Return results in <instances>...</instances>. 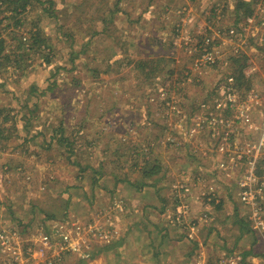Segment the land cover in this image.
<instances>
[{"label":"rangeland","instance_id":"rangeland-1","mask_svg":"<svg viewBox=\"0 0 264 264\" xmlns=\"http://www.w3.org/2000/svg\"><path fill=\"white\" fill-rule=\"evenodd\" d=\"M1 40L0 264H264V0H0Z\"/></svg>","mask_w":264,"mask_h":264},{"label":"trees","instance_id":"trees-1","mask_svg":"<svg viewBox=\"0 0 264 264\" xmlns=\"http://www.w3.org/2000/svg\"><path fill=\"white\" fill-rule=\"evenodd\" d=\"M240 5L242 7L248 6L249 7V12H250L248 15L249 16L252 15L253 11L250 8L249 4L242 2ZM23 11H24V9H21L20 11H18V13L21 14ZM31 41H33L32 44H40L39 42H43L42 39L40 38V35L38 33L35 34V35L34 34L32 35ZM20 45H23V42H20ZM3 46H4V40H1V43H0V58H1V60H4V61L8 62V64L10 65V67L11 66L12 67L18 66V64L20 62V59L19 58L22 57L21 56V51H19L18 53L13 52L12 53L13 55L12 54H10V55H4V52H3L4 47ZM13 56H15V58H13ZM47 61L50 62V59H47ZM131 61L136 62L135 59H131ZM131 61H129V62H131ZM246 61H247V57L246 56H241V57L236 56V57H234L235 65H237V67H238V68L235 69V74H237L236 75V82L238 84H240V81L245 78V74H244L243 70L246 67ZM156 62H158V61L153 60V65ZM136 64H137V68H139V69L142 70L144 67L145 68L147 67L146 65H148L149 62L147 60H145V59H142L141 62L138 61V62H136ZM156 70H157V67L153 66V73ZM3 132H4V129H0V137L2 136ZM0 143H1V140H0ZM2 147H4V146H2ZM260 163H264V160L261 161ZM151 174L153 175V172ZM151 174L149 176H152ZM124 181H125V179H124ZM214 183L216 184L217 182H214ZM214 183H211L209 185V187H208V190H207L208 192H207V196H206L207 199H210V197H214L215 195H218L215 192V190L212 189L214 186L217 185V184L215 185ZM219 205L220 204H218L216 207H218Z\"/></svg>","mask_w":264,"mask_h":264},{"label":"crops","instance_id":"crops-1","mask_svg":"<svg viewBox=\"0 0 264 264\" xmlns=\"http://www.w3.org/2000/svg\"><path fill=\"white\" fill-rule=\"evenodd\" d=\"M59 131H61V133L63 134V136L65 137V139H66V136H65V130L63 129V128H60L59 129ZM4 148H6V147H4ZM25 150V152L26 153H31L30 151H31V149L29 148V147H27V149H24ZM3 153L2 152H0V156L2 155ZM6 155H8V154H6ZM5 155V156H6ZM12 159H14L15 160V158H12ZM11 159V160H12ZM14 163H12V161H10V159H6L5 157H4V159L3 158H1L0 157V212L2 211V210H4V203L6 202V195H7V191H8V188H10L9 186L12 184V182H13V177H12V167L13 166H15V165H13ZM16 167H20L22 170H23V172L25 173L26 171L25 170H27L26 168L28 167L29 168V166H26V165H24V164H18V165H16ZM26 167V168H25ZM101 178H102V176H100ZM97 178V180H98V182H101L102 184H106L105 182H106V180L107 179H101V178ZM118 181H114V183L113 184H115V183H117ZM2 183H4L5 184V186H3V184ZM84 190V188L83 189H81V191H83ZM4 196H3V195ZM10 193L8 192V197H10L11 198V196L9 195ZM3 203V204H2ZM99 247H97L96 246V249L95 250H97ZM101 254H100V252L98 253V251H96V254H95V257L92 259L94 262H95V264H98L99 262H101L100 260H101ZM85 262V261H84ZM88 264H90V263H88Z\"/></svg>","mask_w":264,"mask_h":264},{"label":"built area","instance_id":"built-area-1","mask_svg":"<svg viewBox=\"0 0 264 264\" xmlns=\"http://www.w3.org/2000/svg\"><path fill=\"white\" fill-rule=\"evenodd\" d=\"M225 149L226 148H225L224 145L220 147V150L222 152H224ZM251 176L253 177V174H251ZM99 235H100V237H105V240L108 239L107 240L108 243L111 241V240H109L110 237L109 238L106 237L107 235L104 232H99ZM18 240H20V239L18 238V233H17V231H16V229L14 227H11V228L10 227L9 228L6 227V228H3V229H0V242H1L2 246H5V247H3L4 250H6L9 253H11V251L13 250V247L19 243ZM81 240H82V238H81ZM84 241H85V239H84ZM62 244H63L62 245V249H67V250H69L71 252H79L82 249L81 245H79L78 243H75L74 241H72V238L70 237V235L69 236L68 235L64 236V241H63ZM8 245H12L13 247L8 246ZM9 253H6L4 255H8ZM83 259L87 260V254L83 255ZM23 261L24 260H22V261H19V260L14 261V259L10 257V262H7V264H16V263L17 264H19V263L23 264ZM49 264H52V263L49 262ZM198 264H200V263H198ZM242 264H243V262H242Z\"/></svg>","mask_w":264,"mask_h":264},{"label":"clouds","instance_id":"clouds-1","mask_svg":"<svg viewBox=\"0 0 264 264\" xmlns=\"http://www.w3.org/2000/svg\"><path fill=\"white\" fill-rule=\"evenodd\" d=\"M22 170V169H21ZM22 172H23V170H22Z\"/></svg>","mask_w":264,"mask_h":264}]
</instances>
